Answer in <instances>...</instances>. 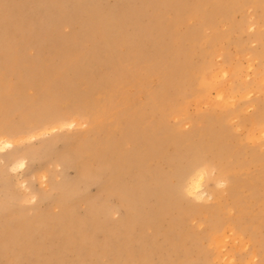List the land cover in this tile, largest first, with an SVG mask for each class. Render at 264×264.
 Returning <instances> with one entry per match:
<instances>
[{"label": "bare ground", "instance_id": "bare-ground-1", "mask_svg": "<svg viewBox=\"0 0 264 264\" xmlns=\"http://www.w3.org/2000/svg\"><path fill=\"white\" fill-rule=\"evenodd\" d=\"M37 1L41 2V0ZM139 1H142L143 5L145 2L148 3V6L157 7V10L158 7L162 8L161 6H163L166 8H162L163 10L172 11L173 17L152 14L153 11L156 12L155 8H152L149 21L145 22L146 20L143 21L138 16V21H136V17L123 11L127 8L130 12L128 5L123 6L122 10L118 11L117 9L116 15L108 14L109 7L107 8L108 13H104V10L96 11L98 13V16H95L98 18V30H95L98 31L100 40L94 42L92 51H88L92 52V55L87 59L85 55L88 56L90 53L82 56L81 47H78L77 53L76 48L75 50L72 48L77 44L73 42L76 45L71 46L69 37H61L62 35L60 36L59 33L57 40L53 41L54 44L52 43L53 45L50 47L55 48L56 52L53 53L51 49H48L49 52L44 57L40 53L42 50L40 52L38 50L35 58H32L33 55L30 54L28 55L31 58L25 57L28 49H32L34 46L38 49L41 48L43 37L51 32L52 28L56 30L59 28L57 22L61 17L58 20H52V13H47L48 19H44L42 22V19L37 17V23H39V19L41 22L34 27L35 23H31L29 19L30 14L27 18L28 13H25V16L12 13L13 11L11 14L10 12L6 13V16H9V24L12 26L10 34L14 37L18 33L22 35L18 42L11 36L17 43L15 46L11 43L13 47L8 48L11 44L4 41L7 40L6 33L9 34V29H7L8 31L4 29L5 13L0 14L3 16L0 19V159H3V162L8 165L13 162L10 161L13 157L8 159L7 155L5 160L3 157L7 150L14 148V143H17L19 138H36L55 130H68L77 127L73 132L70 131L65 134L66 136H62L65 142L62 150L59 148L61 152L56 154L55 163L73 169L77 175V184L84 182L87 187L94 185L98 194L103 196L102 198L99 195L92 197L82 192L79 194L76 190H71L67 182L63 185L68 187H64L61 183H55L47 171L42 172L41 179L48 182L52 191L59 194L45 193L42 199H48L49 206L57 207L59 212L53 215L48 210H43L29 218H26L24 213L19 218H4V229L0 232V264H7L1 261L3 257H9L11 261L9 264H23V262L29 264H95L92 259L97 258L98 252L102 251L109 254L107 264H122L123 260L126 264H144L147 257L158 258L160 264H187L191 252L182 249V247L186 245V241H190L191 235L187 234L183 228L184 223L179 220L173 219L168 225L177 233L186 234L183 239L185 243L169 245L168 241L154 238L153 245L147 246L150 239L146 230H153L152 239L156 235H166L163 218L175 209L180 212L188 209V212L199 215L207 214L209 221L213 219L211 221L213 232L210 233V236L214 238L220 251L226 246L225 238L228 230H225L226 228L232 230L230 226H235L241 234H250L256 238L255 231H247L245 228V218H239L244 215L247 217L250 214V209L252 210L258 204V202L251 203L250 199L251 197L257 199V187H264V168H260L261 170L259 169L257 174L237 173L236 165L243 166L244 163L229 161L231 156L236 155L229 144L231 129L229 132L228 127L222 129L223 127L218 126L224 119L237 112L235 109L237 96H229L225 91L227 89L221 84L223 77L228 73L227 81L233 85L232 78H236L237 75L234 70L227 71L228 68H219L209 74L207 65L193 69V58L198 54L199 42L212 45L219 39V37L216 38V32L206 37L203 34V29L215 30L217 24L219 25L226 17L224 15L228 14L224 13L227 11V6L236 3L237 0H199V5H188L186 0ZM139 1L123 0L124 4L131 3L133 6ZM246 1L252 2V0ZM257 1L255 0L253 3H257ZM22 2L25 3V0H21ZM0 4L2 5V3ZM10 4L9 2L7 6L9 7ZM19 4L16 6H20ZM245 4L243 3V5ZM96 6L95 8H97ZM242 6L240 9H244ZM23 7H20L19 10H23ZM77 7L79 8V6ZM39 8L40 6H37V10ZM9 9L7 8V12ZM76 9L73 10V14ZM230 9L228 8V10ZM240 9H237V12ZM82 10L83 8L78 12L84 13L85 11ZM4 11L6 12V9ZM18 12L22 13V11ZM146 12L148 11H145L143 16H146ZM219 15L223 17L219 18ZM24 17L27 18V21ZM88 17L90 18V16ZM76 18L78 19V17ZM230 18L232 19L233 16ZM16 19L21 22L18 23ZM21 23L27 24L22 28L20 27ZM81 25L84 27L82 22ZM129 27H133L134 30L129 31ZM152 29L154 31L160 29L164 32H157L153 36ZM24 31H27L25 35H23ZM88 31L90 30L88 29ZM99 32L102 33L101 36H99ZM235 34L237 35V33ZM165 35L168 37L167 43L156 47V55L153 59L150 51L155 44L152 43L161 41ZM53 38L55 39V37ZM257 40L259 39L257 38ZM237 41L241 44L239 40ZM3 45H8V47L5 48ZM126 45H132L129 47L131 49L124 50ZM16 46L19 48L16 49ZM263 47L264 43L260 50H263ZM248 50L250 51V49ZM93 64H104L105 72L99 70L98 73L94 72ZM237 68L235 67L236 70ZM220 73L223 77L219 76ZM80 81H82V85L78 87L77 83ZM249 86L251 85L249 84ZM236 89L238 94L242 88L236 87L235 92ZM211 91L216 93L214 98ZM70 98L73 99V103L68 105L66 99ZM240 98L245 99V95L240 94ZM255 99L257 98L255 97ZM242 101L244 102V100ZM191 102L196 105L205 104L207 108L204 111L197 109L196 116H191L188 112ZM261 106L264 107L263 104ZM217 110L227 115L222 117L218 115ZM239 112L241 111L239 110ZM15 115L17 120L13 122L12 117ZM249 117L248 119H252ZM80 118L84 119L82 123H78ZM203 119H207L206 123L202 122ZM258 121L260 122V120ZM82 125L85 127L79 128ZM185 125L190 128L182 131ZM262 131H259V134ZM38 150L36 151L39 157ZM42 150L45 151L46 148ZM49 150L47 149V151ZM34 154L36 155V153ZM45 155L48 156V153ZM36 157L32 156L35 161ZM16 158L13 160L18 161L13 162L11 166L23 167L24 158ZM252 159L256 161L258 157L253 156ZM49 161L51 162V159ZM211 165L219 168V177L226 176L230 182L229 186L226 185L225 188L227 180L219 178L214 183V190L223 187L227 196L224 197L223 193L220 200L229 198L231 202L225 199L217 201L213 208H206L201 204L212 201L214 198L213 193H208L204 188L205 175ZM257 183L261 185L257 186ZM79 204L86 205L84 213L79 214L80 216L77 211ZM172 205L174 208L170 210ZM230 206L239 210L238 214L231 216L233 218L225 213ZM220 210H223L224 213L220 214ZM115 213L119 214V219L115 222H108L109 214ZM15 219L17 220L15 221ZM46 229L49 230V233L45 236ZM124 230H129L131 233L126 232L128 242L122 244L118 236H121ZM32 232L37 235L36 240L31 238ZM100 233H102V239L98 242ZM110 233H115L112 239H109ZM51 234L59 244L57 251L48 255V247L44 240H49L46 237H50ZM190 250L192 249L190 248ZM10 251L16 253L9 254ZM255 256L253 255L254 258ZM31 258L34 260L30 261Z\"/></svg>", "mask_w": 264, "mask_h": 264}, {"label": "rangeland", "instance_id": "rangeland-1", "mask_svg": "<svg viewBox=\"0 0 264 264\" xmlns=\"http://www.w3.org/2000/svg\"><path fill=\"white\" fill-rule=\"evenodd\" d=\"M2 1L3 0H0V3H2V5L0 4V6H1L0 14L3 15L5 13V15H4V18H5L4 29H6V30L9 29V31L7 30L9 32V34L6 33L7 34V37H6L7 40H5L4 42H6V43L9 42L10 44L13 43L14 46L19 41V39L22 35H19V33H18L15 35L17 37L16 38V37H14V35L12 36L10 34L12 26L9 24V19H8L9 16H6V13L8 14L10 12V14H11V12L13 11L12 13L22 14V16L23 15L25 16V13L26 14L28 13L26 15V17L27 16L29 17V14H30L29 19H30L31 23H33V24L35 23L34 27H36L41 22L40 19H42V22L44 19L47 20L48 19L47 15L50 13H52L51 14L52 20H58L61 17L60 20H58V22H57V25L59 24V28L57 30L55 28H52L53 30L51 29V32L47 33L43 37L44 43L43 42L41 43L40 49H38L34 46V48L28 49L26 51L25 57H29V58H31L30 55H33L32 58H35V55L38 53V50H39V52L42 50L40 53H41V56H44V57H45V55L48 54V52H49L48 49H51V51H53V53L56 52L55 48H50V47L54 44L53 41L57 40L58 33L60 34V36L62 35L61 37H65V36H66V38L69 37L68 40H69V44L71 46L77 44L76 46L72 47L74 50L76 48L77 53H78V51H77L78 47H81V50L83 51V54H81V55L82 56L85 54L88 55L90 53L88 56L85 55L86 59L90 58L92 55V52H88V51L89 50L92 51V47H93L94 42H98L100 40V37H98V31H97L98 30V28H97L98 27L97 26L98 18L95 17L96 15L98 16V13L96 11H103L104 10V13H108V9H107L108 7H109V13L108 14L109 15H111V14L116 15L117 9L119 11V10L124 9L123 6L124 7H126L127 5L130 6V8L128 7L130 9L129 10L130 12H128L127 8L124 9L123 11L128 13V14L129 13L132 14L131 16L136 17V21H138V18H140V17H141L140 18L141 20H143V21L146 20L145 22L149 21L151 18V12H152V11L150 12V10L152 8H155L154 10H156V12L153 11L152 14L154 13L157 16H160V14H161L162 16L165 15L168 17H173V15L171 14L172 11L163 10V9H166L165 7L161 6L163 9L158 7V10H157V7L148 6L147 5L148 3H145V2L143 5V2L139 1V0H137V1H139V3L136 4L135 6L131 5V3H128V4L125 3L124 4L123 0H121V1L120 0H102L103 2L100 0H95V1L94 0H88V1L87 0H66V2H65V0H56L57 2L55 0H52V1L51 0H43V3H44L43 5H42V0H41V2H39L37 0L36 1L35 0H25V3H23V2L21 3V0H4L3 2ZM13 1H15V3H12ZM44 1H48V2H44ZM144 1H146V0H144ZM194 1L195 0H191V1L186 0L188 5H196V4L199 5V2H198L199 0H196L195 4H194ZM241 1H242V4L240 5ZM253 1H255V0H252V2L246 1V0L245 1L237 0L236 3L232 4L233 6L232 5L227 6V8H226L227 11L226 12L224 11V13H228V14L224 15L226 17H224V19L222 21L223 23L221 22L222 24L221 23L219 25L217 24V27L215 28V30H213L211 28H208V31H207V29L206 30L203 29V34L206 37H209V35L215 34V32H216V35H217L216 38L219 37V39L216 42H213L212 45L202 44L201 42H199L198 49H197L198 54L194 55V58H193L194 59L193 60V69L194 70L201 65H207L208 70L210 71L209 74L213 73L214 71H216L219 68H226V69L228 68L229 70L227 69V71L234 70L235 71L234 73L237 75L236 78L235 77L232 78L233 85H231L232 83H229L227 81L229 79L228 73L226 74V76H224L225 78L221 75V73L219 74V76L223 77L221 84L223 86H225V88L227 89L225 91L229 94V96H235V95L237 96L236 97L237 101L235 104V109H237V112H236V114H234L230 117H227V119H224L223 122H221V124H219L218 126L223 127L222 129H224V128L226 129L227 127H228L227 128L228 130L231 129V132L229 130L230 137H231V138H229V142H230L229 144L232 147L233 153L236 155H233V157L231 156L229 161H231V162L241 161L244 163L243 166L236 165V172L241 173V174H257L258 171H260L262 168H264V147H263L264 146V107L261 106L262 104L264 105V68H263L264 67V51H263L264 47H263V50H260V48H262V43H264V7H263L264 6V0H258L257 3L256 2L253 3ZM7 2L11 3L9 5V7L7 6L8 5ZM58 2H59V4H57ZM80 2L84 5H82ZM3 3H5L4 7H3ZM18 3H20L19 4L20 6H16V5H18ZM26 3L27 4L30 3V4L27 5ZM32 3H35V4H32ZM52 3L53 4L55 3V4L53 5ZM96 3H98V4H96ZM116 3H120V4H116ZM243 3H246L245 4L246 7H245V5H243ZM248 3H249V5H247ZM12 4H13V7H12ZM60 4H62V5H60ZM108 4H110V5H108ZM73 5L75 8H77L74 11L75 14H73V10L75 9L73 7ZM137 5H139V6H137ZM22 6H24L23 10H21V9L19 10V8L20 7L22 8ZM37 6H40V8L38 10H37ZM67 6H69V7H67ZM77 6H79V8ZM95 6L97 8H98V6H100V8L97 9V8H95ZM240 6H242V8H244V9H240ZM5 7L10 8L8 10V12H7V8H5ZM11 7H12V9H11ZM55 7H57V8L55 9ZM63 7H65L64 9L67 10L68 12L65 11L63 9ZM147 7H149L150 9ZM51 8H54L55 11H54V9H51ZM81 8H83L82 11H85L84 13L78 12ZM228 8L229 9L231 8V9L228 10ZM5 9H6V12L4 11ZM237 9H240V10H238V12H237ZM25 10H26V12H25ZM47 10H48V12H46ZM60 10H61V12H60ZM93 10H95V11H93ZM144 10L148 11L145 14L146 16H143L144 15L143 13H145ZM18 11H22V13L18 12ZM133 11L136 13V15ZM166 11H168V12H166ZM66 12H67V14H66ZM89 12H90V14H89ZM208 12H210V11H208ZM166 13H167V15H166ZM243 13L245 16L243 15ZM41 14H43V16H41ZM78 14H80V16H78ZM139 14H140V16H139ZM217 14H219V12H217ZM2 15H0V19H2V17H3ZM228 15L233 16V18L231 19L230 18L231 16L229 17ZM75 16L78 17V19ZM88 16H90V18ZM137 16H138V18H137ZM165 16H163V17H165ZM6 17L8 20L6 19ZM26 17H24V18L27 21L28 17L27 18ZM37 17L40 18L39 23H37L38 22ZM41 17H44V18H41ZM68 17L70 18V20ZM91 17H93L94 19H92ZM220 17H223V16L219 15V18ZM241 18H243V19H241ZM33 19H35V20H33ZM79 20H80V22H79ZM16 21L18 23L21 22L19 19H16ZM65 21H68L69 23L65 22ZM6 22H8V23L6 24ZM81 22L83 23L84 27L81 25ZM27 23H29V22H27ZM27 23H25V24L21 23L20 27H22V28L25 27ZM31 23H29V24H31ZM234 24H236V25H234ZM8 26H9V28H7ZM31 26H33V25L31 24ZM63 26H65L64 29H63ZM235 26H239V27H235ZM68 27H71V28H68ZM234 28H236L237 30ZM88 29L90 31H88ZM91 29H92V31H91ZM95 29H97V30H95ZM133 30H134L133 27L132 28L129 27V31H133ZM94 31H96V32L93 34ZM73 32H74V34H73ZM151 32H152L151 34H153V36H154L157 34V32L163 33L164 31H161L160 29L157 31L156 30L154 31L152 29ZM25 33H27V31H24L23 35H25ZM222 33H224V34L222 35ZM235 33H237V35ZM101 35H102V33L99 32V36H101ZM11 36L14 37V39H16L17 42H16V40L12 39ZM53 37H55V39ZM142 37H143V35H142ZM167 38H168L167 35H165L161 41H158L157 43H152L153 45L155 44V46L152 48V51H150V53H152L150 55L152 56L153 59L156 55V53H155L156 47L159 45L160 46L165 45L167 43ZM257 38L259 40H257ZM222 39H224V40H222ZM246 39H247V41H246ZM11 40H12V42H10ZM44 40L48 41V42H45ZM237 40H239L241 42V44ZM79 41H80V44H79ZM152 41H153V38H152ZM73 42H75L76 44ZM67 43H68V41H67ZM13 44L9 45V47H8V45H3V46H5V48H6V46L8 48H10V47L12 48ZM201 44H202V46H201ZM131 46L132 45H130V46L126 45L123 49L129 50V49H131V48H129ZM210 47H211V49H210ZM249 47H251V48H249ZM18 48L19 47L16 46V49H18ZM248 49H250V51ZM44 50H45V52H44ZM249 52H250V54H249ZM28 54H30V55H28ZM259 54H260V56H257ZM210 59H211V61H210ZM221 61H222V63H221ZM249 64H250V67H249ZM233 65H234V67H233ZM95 66H96V68H95ZM85 67L87 68V66H85ZM101 67H103V68L101 69ZM235 67L236 68L239 67V68H237V70H236ZM92 69L95 70L94 72L97 71V73H98V70L100 72H105V70H106L104 68V64H101V65H99V64L94 65L93 64ZM81 82L82 81H80V83ZM80 83L79 82L77 83L78 87H80L82 85V83L81 84ZM249 84L253 87L249 86ZM236 87L242 88V89H240L241 92L240 93L238 92V94H237V89L235 92ZM200 88H201V86H200ZM260 93H262L263 95ZM211 94H212L213 98L216 96L215 91H211ZM240 94L245 95V99H241ZM255 97L257 99H255ZM70 99H66V104L71 105L73 103L72 102L73 99L72 98H70ZM242 100H244V102ZM242 104H244V105L241 107ZM206 108H207V106L205 104L196 105L195 103L191 102L189 104V107H188V112L191 116H196L197 109H201L204 111V110H206ZM239 110L241 112H239ZM217 112H219V110H217ZM255 113H257V114H255ZM218 115L224 117L227 114H225L224 112H223V114H222V112H219ZM240 116L242 117L241 119L243 121L240 119ZM248 116H250L249 118H252V119H248ZM254 116L256 117V119ZM259 117H261V118L259 119ZM12 119H13V122H15V120H17V116L15 115L14 117H12ZM245 119H247V120H245ZM253 119L255 120V122ZM240 120H241V122H240ZM258 120H260V122ZM83 121H84V119L80 118L78 120V123H82ZM206 121H207V119H203L202 122L206 123ZM249 122H252V123H249ZM225 123L229 124V125H226ZM84 127L85 126L82 125L79 128H84ZM76 128L77 127H73L72 129H68V130L67 129L58 130V131L55 130L51 133L48 132L46 134H42L40 137H36V138H28V139L27 138H19L17 143H14V145H15L14 148L7 150V152H5V156L3 154L4 160L8 155V159L13 157L10 160L13 162L18 161V160L14 161L16 157L24 158L25 164L23 167H19L17 165L11 166V164L13 162L8 165V164H5L3 162V159L2 160L0 159V194H1L0 195V218H1L0 219V221H1L0 222V232H2V230L4 229V227H3L4 226L3 222L5 221L4 218H14V217L19 218V216L22 213H24L26 218H29V217H32V215L34 216V214H36L38 212H42L43 210H48L53 215H56L59 212V209L57 207L49 206L48 199H42V196L45 195V193L46 194L47 193L53 194V195L57 194L54 191H52L48 182H45L44 179H41L40 175L44 171L45 172L47 171L49 173V176L52 177V179L55 183H61V185H63V184L65 185L67 182L69 187L71 188V190H76L79 194L81 192L87 193L88 195H90L92 197L93 196L97 197V195H99L98 191H96L97 190L96 186L90 185L87 187V186H85L84 182H81V184L80 183L77 184L76 183L77 175L75 174V171L73 169L66 168L64 165L55 163V158L57 157L59 152H61L62 147H63V143L65 142V139H63L62 136H66L65 134H67L70 131L73 132V130ZM189 128L190 127H188V125H185L184 129H182V131L188 130ZM246 128H247V131H246ZM260 129H262L263 131ZM259 131H262V132H260L261 138H260ZM252 135H253V138H252ZM44 146H45L46 150H45V148H43ZM59 148H61V150ZM35 149L36 150L40 149V150H38V152L40 153V154L38 153L39 157H38L37 151ZM42 149H44L45 151H43ZM47 149L48 150L52 149V150L51 151L49 150L50 151L49 152V151H47ZM235 149H237V150L235 151ZM56 151H58V152H56ZM240 151H242V152H240ZM32 152L36 153V155L34 153L32 154ZM54 152H56V153H54ZM42 153H43V156H42ZM44 153L45 154L48 153V156L45 155ZM49 153H51L52 155L54 154V156L50 155ZM30 156H31V158H30ZM32 156H35V157L37 156L35 158L36 161L34 160V158H32ZM40 156H42V157H40ZM234 156H237V157H234ZM253 156H257L258 159L256 161H254L252 159ZM38 158H40V159H38ZM16 159H18V158H16ZM50 159H51V162L49 161ZM221 162L223 163V161H221ZM257 162H260V163H257ZM261 163H262V166H261ZM208 169H209L208 173H207V175H205L204 188L208 193H213L214 198L212 201H208L207 203L203 202V204H201V205L206 206V208H208V207L213 208V207H215V204L217 203V201L220 202L221 200L226 199V201L231 202V201H229L230 200L229 198L228 199L224 198V199L220 200L223 193H224V197L227 196L226 191H223V189H222L223 187L215 188V190H214V183L217 179L219 180V178H221L225 181L228 178H226V176L219 177L218 176L219 175V168L215 165L209 166ZM215 170H217V171H215ZM70 178H72V179H70ZM63 180H64V182H62ZM71 183H73V184H71ZM229 183H230L229 180L225 181L224 187L226 188L227 186H229ZM77 185H78V187H77ZM260 185L261 184L257 183V186H260ZM74 186H75V188H74ZM64 187H68V186L66 185ZM256 192H257V199H255L254 197H251L250 200H251V203H255V202L257 203L258 202V204L255 205L252 208V210L250 209V214H248L247 217H245V215H244V216H241L239 218V219L245 218V222H244L245 226H246L245 228L247 229V231H255L256 238L252 237L250 234H241L238 232V230L236 229L235 226H230V227H232V230H229V228H226V230H225V231L228 230L226 232V235H227L229 240L227 239V237L225 238L226 239V246L223 249H221V251H220V248L215 243L214 238L212 236H210V233L213 232V229L211 227V221L213 219H210V221H209L207 219L209 217L207 214L199 215L197 213H192L190 211L188 212V209H185L187 212L185 210L183 212H180L177 209H175V210H173V212H171L169 215H167V216H165V218H163L164 219V221H163L164 233H166V235H162V236L156 235V237L153 236V239H152L151 236L153 234V230H151V229L146 230L147 235L149 236V239H150V242L147 243V246L153 245L154 238L162 240V241H168L169 245H174L176 243L177 244L185 243L183 239L185 238L186 234L181 233V232L177 233L176 231L173 230L172 227H170L168 225V223L171 224V221L174 219L176 221L179 220L180 222L184 223L183 228L185 229L187 234L191 235L190 241L187 239L188 241H186V243H185L187 246L184 245L182 247V249H186V250L191 252L188 256L189 260H188L187 264H264V258H263L264 257L263 256L264 255V202H263L264 187L263 188L257 187ZM57 195H59V194H57ZM1 197H3V198H1ZM100 197L102 198L103 196L101 195ZM260 197H262V198H260ZM175 205L178 206L177 204H175ZM7 206H8V208H7ZM172 208H174L173 205L171 206L170 210ZM229 208H227L226 212H225L229 217L234 216L236 213L238 214V211H239L238 209L235 210V208H233L231 206ZM16 209L18 212L16 211ZM85 209H86V205L79 204L78 209H77L78 215L79 214L82 215L84 213ZM180 213H181L182 217H181ZM219 213L221 214L224 212H223V210H220ZM231 218H233V217H231ZM118 219H119V214H117V213L109 214V216L107 217L108 222H115ZM16 220L17 219H15V221ZM44 222H48V221H44ZM261 231H263V233H261ZM126 232L131 233V231H129V230H124L122 232V235L118 236V239L120 240V242H122V244H123V242H128L127 241L128 235L126 234ZM48 233H49V230H47L45 236ZM36 236L37 235L35 234V232H32L31 238L33 240L37 239ZM114 236H115V233H110L109 239H112ZM46 238H49V240H46V239L44 240L45 244L48 247L47 254L49 255L51 252L57 251V246L59 243L57 242V240L54 237H52V234L50 235V237H46ZM101 239H102V233L99 234L98 242L101 241ZM239 240H240V242H239ZM233 243H235V244H233ZM192 244H193V246H191ZM214 245H217V246H214ZM246 247H248V248H246ZM190 248L192 250H190ZM193 250H195V251H193ZM108 252H109V250H108ZM134 252H136V251H134ZM15 253L16 252H14V251L9 252V254H15ZM253 255L254 256L256 255L255 258L253 257ZM108 256H109V254L107 252L102 251V252H98L97 258H93V259L91 258V259L93 260L92 262H95V264L96 263L97 264H107L106 262H107ZM207 256L209 259L207 258ZM33 260H34L33 258L30 259V261H33ZM94 260H96V261H94ZM197 260H199V261L195 262ZM1 261L4 263H7V264H9L11 262L9 260V257H3L1 259ZM193 261H194V263H193ZM23 264H29V263L23 262ZM122 264H126L124 260H123ZM144 264H160V263L158 261V258H151L150 259L147 257V261Z\"/></svg>", "mask_w": 264, "mask_h": 264}]
</instances>
